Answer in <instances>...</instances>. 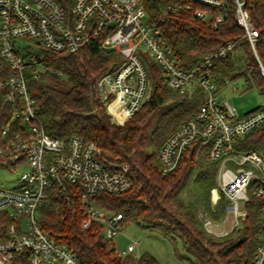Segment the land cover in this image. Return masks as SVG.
Instances as JSON below:
<instances>
[{
    "label": "built area",
    "instance_id": "2783aa9c",
    "mask_svg": "<svg viewBox=\"0 0 264 264\" xmlns=\"http://www.w3.org/2000/svg\"><path fill=\"white\" fill-rule=\"evenodd\" d=\"M192 1L219 10L214 27L226 19L228 2L233 1L236 21L256 54L259 32L251 24L248 0ZM195 15L204 23L212 19L208 10H197ZM17 40L26 41V49L35 45L36 52L28 50L23 54ZM94 41L123 57V62L102 75L96 84L101 103L115 124H126L148 97L147 58L162 68L169 88L182 94H191L196 85L202 88L204 102L200 109L159 152L161 174L172 172L187 147L200 140L210 148L209 159L219 163L212 203L217 205L224 199L226 213L234 215L236 225L246 215L241 203L246 204L248 188L255 181V196L262 205V229L248 264H264V157L255 151L239 152L234 148L237 138L264 125V103L260 109L241 115L233 105L218 100L213 60L228 57L234 43L206 56L198 67L180 68L160 28L149 22L144 0H70L67 7L56 0H0V60L1 66L8 68L7 74L0 77V98L12 104L14 113L0 138V171L27 167L12 187L0 186V264H81L67 247L41 228L36 212L49 203L48 189L60 190L67 201L70 193L79 198L83 229L92 223L103 225L106 240L122 232V215L97 205L96 197L131 189L128 167L108 165L98 146L81 136H73L68 142L50 137L39 124V108L29 94L25 77L27 65L44 73L42 51L70 55ZM261 70L264 77L262 66ZM139 245L134 241L119 255L138 257Z\"/></svg>",
    "mask_w": 264,
    "mask_h": 264
},
{
    "label": "trees",
    "instance_id": "16d2710c",
    "mask_svg": "<svg viewBox=\"0 0 264 264\" xmlns=\"http://www.w3.org/2000/svg\"><path fill=\"white\" fill-rule=\"evenodd\" d=\"M56 2L64 7L70 5V0ZM144 6L149 22L160 28L180 68L198 67L206 56L234 43L228 57L213 60L214 82L222 87L228 81L245 78L264 95L261 70V66L264 68V0H248L246 5L251 24L259 32L256 54L245 30L236 21L233 1L228 2L227 17L217 27L213 22L219 10L192 0H144ZM197 10H208L212 14L210 23L198 19ZM235 51L237 55L233 54ZM40 56L46 68L44 73H37L36 67L27 65L25 77L29 94L39 108L38 121L44 131L65 142L81 136L98 146L108 165L128 167L133 187L121 194L101 193L96 197L97 205L121 214L123 225L143 224L172 244H180L185 252L182 259L188 264L251 261L262 229V205L254 192L256 182L248 188L246 215L241 223L230 233L217 236L205 228L198 215L199 203L216 223L222 222L226 215L223 199L217 212L210 205L219 170V163L209 159L210 148L196 140L182 153L172 172L162 175L159 168L158 155L163 145L203 104L204 92L200 86H194L191 94L169 88L162 68L147 58L148 97L126 124L117 125L101 103L96 84L102 75L123 62L118 52L104 49L99 41H94L74 54L42 51ZM1 61L0 77H4L8 68L1 66ZM170 102L175 104L162 111ZM13 119L12 104L0 98V138ZM148 138L151 150L145 155ZM234 148L239 152L255 151L264 157V125L237 138ZM190 189L196 191L199 199L196 202L187 203L183 199ZM48 194L49 203L36 212L41 228L59 245L67 247L81 264H159L150 254L140 258L134 254H117L110 246L112 240L104 238L103 225L92 223L89 228H82L84 217L77 196L70 193L67 201L56 188L48 189Z\"/></svg>",
    "mask_w": 264,
    "mask_h": 264
},
{
    "label": "rangeland",
    "instance_id": "374dc122",
    "mask_svg": "<svg viewBox=\"0 0 264 264\" xmlns=\"http://www.w3.org/2000/svg\"><path fill=\"white\" fill-rule=\"evenodd\" d=\"M15 42L21 43L22 53L26 51L36 52L37 47L32 45L29 49H26L28 44L26 41L17 40ZM237 55L238 52L233 53ZM151 60V59H150ZM152 61V60H151ZM237 65L239 62L237 61ZM216 91L218 95V100L220 102L233 105L237 112L241 115L247 114L257 110L262 103H264V95H262L256 85H249L245 78H238L236 80L228 81L224 86H216ZM175 103L170 102L162 108V111L166 110L169 107H172ZM111 121L112 117H111ZM114 123V122H113ZM118 125V124H117ZM150 138H148L145 155L150 153ZM27 169V167H19L15 171H0V186L12 187L16 181L19 179L20 175ZM196 191L190 189V192L183 196L185 202H196L199 200L196 198ZM224 200V199H223ZM198 203V202H197ZM213 205L212 198L210 199V205L212 210L218 211V206ZM225 203V202H224ZM244 203H241V208L244 209ZM199 206V217L204 222L205 228L208 230L207 226L210 222L214 221L209 217L206 210L203 208L202 204ZM241 220V219H240ZM241 221H239V224ZM216 224V222H215ZM238 224V225H239ZM208 227V228H207ZM209 231V230H208ZM210 232V231H209ZM212 233V232H211ZM214 234V233H213ZM216 235V234H214ZM134 241H139L140 245L138 247L137 255L142 257L145 254H150L159 264H188L185 259H182V256L185 255V252L181 245H174L169 240H166L161 235L145 228L143 224L129 223L123 225L122 232L118 234L110 243L111 248L115 249L117 254L121 253L123 250H126L127 247L132 244Z\"/></svg>",
    "mask_w": 264,
    "mask_h": 264
},
{
    "label": "crops",
    "instance_id": "0c3cea01",
    "mask_svg": "<svg viewBox=\"0 0 264 264\" xmlns=\"http://www.w3.org/2000/svg\"><path fill=\"white\" fill-rule=\"evenodd\" d=\"M208 230L217 236H223L230 233L236 226V219L234 215L226 213L222 222L216 223L210 222ZM207 225V226H208Z\"/></svg>",
    "mask_w": 264,
    "mask_h": 264
},
{
    "label": "bare ground",
    "instance_id": "6f19581e",
    "mask_svg": "<svg viewBox=\"0 0 264 264\" xmlns=\"http://www.w3.org/2000/svg\"><path fill=\"white\" fill-rule=\"evenodd\" d=\"M120 118V117H119ZM216 196H217V193H216V191L214 192V198H216ZM209 226V225H208Z\"/></svg>",
    "mask_w": 264,
    "mask_h": 264
}]
</instances>
